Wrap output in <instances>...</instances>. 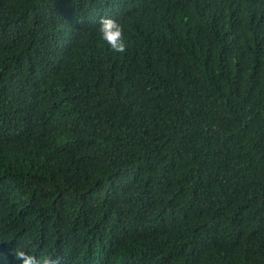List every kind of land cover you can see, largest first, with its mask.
Instances as JSON below:
<instances>
[{"label": "trees", "instance_id": "1", "mask_svg": "<svg viewBox=\"0 0 264 264\" xmlns=\"http://www.w3.org/2000/svg\"><path fill=\"white\" fill-rule=\"evenodd\" d=\"M16 248L264 264V0H0L8 264Z\"/></svg>", "mask_w": 264, "mask_h": 264}, {"label": "clouds", "instance_id": "2", "mask_svg": "<svg viewBox=\"0 0 264 264\" xmlns=\"http://www.w3.org/2000/svg\"><path fill=\"white\" fill-rule=\"evenodd\" d=\"M100 38L117 53L123 52L125 42L122 38L121 25L111 18L101 17L97 29ZM13 259L19 261V264H59V257H50L41 255L39 257L26 252L20 248L13 250ZM0 264H8L7 257L0 253Z\"/></svg>", "mask_w": 264, "mask_h": 264}]
</instances>
